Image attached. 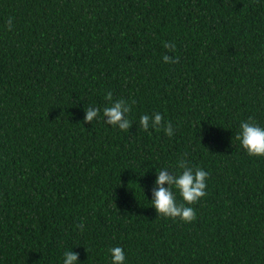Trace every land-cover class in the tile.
Returning <instances> with one entry per match:
<instances>
[{"label": "trees", "instance_id": "obj_1", "mask_svg": "<svg viewBox=\"0 0 264 264\" xmlns=\"http://www.w3.org/2000/svg\"><path fill=\"white\" fill-rule=\"evenodd\" d=\"M109 91L128 131L102 119ZM156 112L172 137L140 127ZM250 117L264 127V0H0V264L117 246L124 264H264V157L235 139ZM181 159L209 173L192 223L151 204Z\"/></svg>", "mask_w": 264, "mask_h": 264}, {"label": "clouds", "instance_id": "obj_2", "mask_svg": "<svg viewBox=\"0 0 264 264\" xmlns=\"http://www.w3.org/2000/svg\"><path fill=\"white\" fill-rule=\"evenodd\" d=\"M6 27L9 31L11 30V18H9ZM163 47L171 51L175 50V45L171 43H164ZM162 59L166 64L176 63L179 60L178 57L173 59L168 55H164ZM105 100L108 104L102 110L104 122L121 131H128L132 127V122L128 118L132 106L124 99L114 100L111 91L107 93ZM84 112V123H92L101 115L99 107L90 106L85 108ZM139 123L144 131H148L149 127L157 131L163 128L168 137H172L174 134L171 122L164 123V118L159 112L152 116L142 115ZM235 139L240 142L241 148L249 157H264V127L259 126L251 117L248 121L241 122ZM177 167L180 170L178 173H170L166 168L157 172L155 186L152 189V208L155 209L157 216L173 220L178 218L183 223H192L196 220V213L190 205L197 203L206 195V180L209 173L199 167L189 166L184 159L177 162ZM177 192L182 202H177ZM109 252L111 264H124L125 253L121 247H112ZM63 264H78V254L72 250L65 251Z\"/></svg>", "mask_w": 264, "mask_h": 264}]
</instances>
